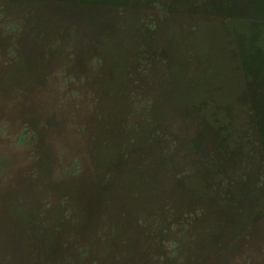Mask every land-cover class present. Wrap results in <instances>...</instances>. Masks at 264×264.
<instances>
[{"label": "rangeland", "instance_id": "obj_1", "mask_svg": "<svg viewBox=\"0 0 264 264\" xmlns=\"http://www.w3.org/2000/svg\"><path fill=\"white\" fill-rule=\"evenodd\" d=\"M0 264H264V0H0Z\"/></svg>", "mask_w": 264, "mask_h": 264}]
</instances>
